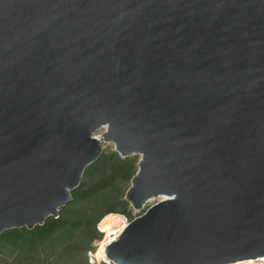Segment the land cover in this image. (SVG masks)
I'll use <instances>...</instances> for the list:
<instances>
[{
	"label": "water",
	"instance_id": "1",
	"mask_svg": "<svg viewBox=\"0 0 264 264\" xmlns=\"http://www.w3.org/2000/svg\"><path fill=\"white\" fill-rule=\"evenodd\" d=\"M103 143L140 157L133 209L167 196L112 263L264 259V0H0V234L58 217Z\"/></svg>",
	"mask_w": 264,
	"mask_h": 264
},
{
	"label": "trees",
	"instance_id": "2",
	"mask_svg": "<svg viewBox=\"0 0 264 264\" xmlns=\"http://www.w3.org/2000/svg\"><path fill=\"white\" fill-rule=\"evenodd\" d=\"M139 158L104 151L86 168L58 217L50 216L33 229L22 227L0 234V264H92L90 254L98 249L95 243L103 240L109 217L120 214L129 222L136 218L126 193Z\"/></svg>",
	"mask_w": 264,
	"mask_h": 264
},
{
	"label": "bare ground",
	"instance_id": "3",
	"mask_svg": "<svg viewBox=\"0 0 264 264\" xmlns=\"http://www.w3.org/2000/svg\"><path fill=\"white\" fill-rule=\"evenodd\" d=\"M163 197L167 198V196H163ZM126 219H127L126 217L120 214H114L111 217H109V219L107 220V227H108L107 237L105 240L99 243V247L96 251V255L103 258L106 262H109L110 260L107 258L105 254V247L106 245L111 243L114 239H116L118 235L125 229V227L128 224ZM113 264H116V263H113ZM235 264H264V259L238 262Z\"/></svg>",
	"mask_w": 264,
	"mask_h": 264
},
{
	"label": "rangeland",
	"instance_id": "4",
	"mask_svg": "<svg viewBox=\"0 0 264 264\" xmlns=\"http://www.w3.org/2000/svg\"><path fill=\"white\" fill-rule=\"evenodd\" d=\"M103 132H104V130L99 131V134L98 135L102 134ZM103 149H104V151H112V150L115 149V146H114L113 143H103ZM163 199H165L163 196H158V197H152V198H150L145 203V206L143 208H141L139 210L133 209L134 210L133 211V216L134 217H138L140 215H143L151 206H153L154 204H156L157 202H159V201H161ZM126 220H127V223H128L129 222L128 219H126ZM98 229H99V227H98ZM107 229H108V227H107ZM103 236H104V233H103ZM106 237H107V231L105 233V236H104L103 240H105ZM95 244H96L97 247H99V242H96ZM98 259H100L101 261H99ZM94 260H95V263L96 264H113L110 261L109 262H106L103 258L97 256L96 253L94 254Z\"/></svg>",
	"mask_w": 264,
	"mask_h": 264
},
{
	"label": "built area",
	"instance_id": "5",
	"mask_svg": "<svg viewBox=\"0 0 264 264\" xmlns=\"http://www.w3.org/2000/svg\"><path fill=\"white\" fill-rule=\"evenodd\" d=\"M90 263L94 264L95 260H94V255L90 254Z\"/></svg>",
	"mask_w": 264,
	"mask_h": 264
}]
</instances>
